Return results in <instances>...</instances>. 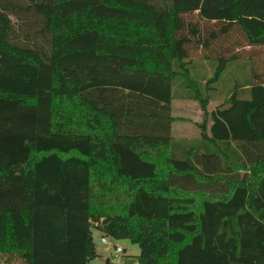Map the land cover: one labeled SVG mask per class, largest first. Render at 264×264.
<instances>
[{
	"label": "trees",
	"instance_id": "16d2710c",
	"mask_svg": "<svg viewBox=\"0 0 264 264\" xmlns=\"http://www.w3.org/2000/svg\"><path fill=\"white\" fill-rule=\"evenodd\" d=\"M175 99H224L186 157ZM93 227L264 264V0H0V261L89 264Z\"/></svg>",
	"mask_w": 264,
	"mask_h": 264
},
{
	"label": "rangeland",
	"instance_id": "374dc122",
	"mask_svg": "<svg viewBox=\"0 0 264 264\" xmlns=\"http://www.w3.org/2000/svg\"><path fill=\"white\" fill-rule=\"evenodd\" d=\"M231 69L226 70L221 81L214 84L215 90L225 96L238 81L235 79L238 72H233ZM193 76L198 77L195 72ZM223 102L224 99H213L206 110H203L200 103L195 100L175 99L173 101L172 136L173 151L176 156L186 157L188 150L198 147L203 125L205 124V129L208 130L211 124L210 112ZM92 231L98 255L89 264H137V256L140 253L139 244L132 243L129 239H115L109 236H105L107 243H104L101 241L102 233L95 227ZM114 246L121 247L123 251L116 255Z\"/></svg>",
	"mask_w": 264,
	"mask_h": 264
},
{
	"label": "built area",
	"instance_id": "2783aa9c",
	"mask_svg": "<svg viewBox=\"0 0 264 264\" xmlns=\"http://www.w3.org/2000/svg\"><path fill=\"white\" fill-rule=\"evenodd\" d=\"M101 241L104 242V243H107V238L102 236L101 237ZM114 249H115V254L118 255L119 252H122L123 249L121 247H118V246H114Z\"/></svg>",
	"mask_w": 264,
	"mask_h": 264
},
{
	"label": "water",
	"instance_id": "95a60500",
	"mask_svg": "<svg viewBox=\"0 0 264 264\" xmlns=\"http://www.w3.org/2000/svg\"><path fill=\"white\" fill-rule=\"evenodd\" d=\"M108 263V262H107ZM109 264V263H108Z\"/></svg>",
	"mask_w": 264,
	"mask_h": 264
},
{
	"label": "crops",
	"instance_id": "0c3cea01",
	"mask_svg": "<svg viewBox=\"0 0 264 264\" xmlns=\"http://www.w3.org/2000/svg\"><path fill=\"white\" fill-rule=\"evenodd\" d=\"M189 100V99H188Z\"/></svg>",
	"mask_w": 264,
	"mask_h": 264
}]
</instances>
